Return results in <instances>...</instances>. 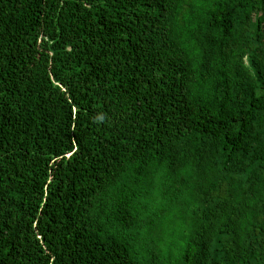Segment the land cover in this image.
<instances>
[{
  "label": "trees",
  "instance_id": "obj_1",
  "mask_svg": "<svg viewBox=\"0 0 264 264\" xmlns=\"http://www.w3.org/2000/svg\"><path fill=\"white\" fill-rule=\"evenodd\" d=\"M264 0H0V264H264Z\"/></svg>",
  "mask_w": 264,
  "mask_h": 264
},
{
  "label": "rangeland",
  "instance_id": "obj_2",
  "mask_svg": "<svg viewBox=\"0 0 264 264\" xmlns=\"http://www.w3.org/2000/svg\"><path fill=\"white\" fill-rule=\"evenodd\" d=\"M256 14H264V10L260 9L259 11H250L249 15L253 18ZM264 17V16H263ZM262 24L264 25V19ZM264 31V26H263Z\"/></svg>",
  "mask_w": 264,
  "mask_h": 264
}]
</instances>
